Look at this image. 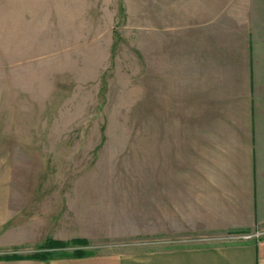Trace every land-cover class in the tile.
<instances>
[{"label":"rangeland","instance_id":"obj_1","mask_svg":"<svg viewBox=\"0 0 264 264\" xmlns=\"http://www.w3.org/2000/svg\"><path fill=\"white\" fill-rule=\"evenodd\" d=\"M229 1L0 0V193L11 209L0 237L25 243L0 254L140 252L162 239L254 237L258 231L156 234L157 184L186 168L189 126L199 116L179 98L162 105L157 32L163 25L164 53L173 60L178 31L166 24L197 28L177 40L192 39L198 65L207 59V32L218 27L207 19ZM203 6L198 25L192 13ZM244 11L245 25L264 41V0H250Z\"/></svg>","mask_w":264,"mask_h":264},{"label":"crops","instance_id":"obj_2","mask_svg":"<svg viewBox=\"0 0 264 264\" xmlns=\"http://www.w3.org/2000/svg\"><path fill=\"white\" fill-rule=\"evenodd\" d=\"M249 2L230 0L226 12L217 9L207 19V27H218L207 32L203 49L207 59L198 65L192 39L177 40L180 32L197 28H180L176 20L166 24L178 31L173 60L164 53V26L157 32L155 66H161L162 105L179 98L177 105L187 107L189 116L199 115L198 122L189 126L195 130L186 168L157 184L158 238L253 233L264 228V41L244 23ZM202 8L192 13L198 25L207 12ZM10 212L3 191L0 234L6 231ZM8 239L0 237V249L25 244L22 239ZM37 257L0 259V264H264V233L232 242L162 239L154 249L140 252Z\"/></svg>","mask_w":264,"mask_h":264},{"label":"trees","instance_id":"obj_3","mask_svg":"<svg viewBox=\"0 0 264 264\" xmlns=\"http://www.w3.org/2000/svg\"><path fill=\"white\" fill-rule=\"evenodd\" d=\"M84 239H76L74 241H80L83 242ZM55 242V241H53ZM73 242V241H72ZM59 243L61 245L66 244V242H56ZM95 251L93 249H89V250H84L82 248H76L71 252H65L63 253L61 256H67V257H81V256H85V255H90L93 254ZM25 255L22 254H10V253H5V254H0V259H9V258H22ZM26 256H32V257H37V254H27Z\"/></svg>","mask_w":264,"mask_h":264},{"label":"built area","instance_id":"obj_4","mask_svg":"<svg viewBox=\"0 0 264 264\" xmlns=\"http://www.w3.org/2000/svg\"><path fill=\"white\" fill-rule=\"evenodd\" d=\"M258 235V232L255 234ZM253 236V234H236V235H226L220 236L223 240L222 241H232V240H240V239H249Z\"/></svg>","mask_w":264,"mask_h":264}]
</instances>
